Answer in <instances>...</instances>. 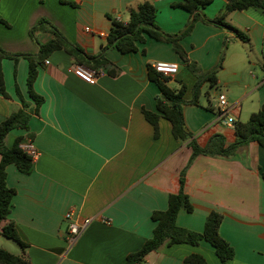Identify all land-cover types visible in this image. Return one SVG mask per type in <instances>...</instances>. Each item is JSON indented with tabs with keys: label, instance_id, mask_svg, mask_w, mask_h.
<instances>
[{
	"label": "crops",
	"instance_id": "0c3cea01",
	"mask_svg": "<svg viewBox=\"0 0 264 264\" xmlns=\"http://www.w3.org/2000/svg\"><path fill=\"white\" fill-rule=\"evenodd\" d=\"M181 1L0 0V49L12 55L36 54L38 44L54 38L47 29L36 30L35 40L29 35L45 19L86 55L98 56L111 19L126 22L129 9L144 2L155 7L156 25L163 33L180 35L193 17L178 6ZM210 1L199 11L206 19L216 17L229 0ZM226 22L249 42L239 40L231 29L196 21L179 41L196 64L193 71L170 44L147 35L143 43H136L135 52L107 51L109 64L94 85L73 74L77 64L67 53L52 52L37 68L33 83V91L43 98L38 113L30 117L28 130H12L4 139L10 148L22 137V144H30L38 155L29 174L13 164L6 167V184L15 193L10 214L0 220V248L14 255L21 252L15 241L1 235L12 223L27 245L31 264H124L137 252L152 237V212L166 210L169 195L179 191L180 172L192 154L188 141L176 140L163 118L158 120V137H153L143 111L159 114V89L148 79V65L177 64L168 86L178 90L184 84L185 100H196L183 105L182 114L185 129L200 148L215 135L222 136L225 147L231 145L234 124L246 122L264 106V10L232 12ZM220 60L216 84L211 86L202 74ZM1 71L8 97L0 94V122L21 108L16 88L33 104L26 83L28 61L3 59ZM222 93L227 105L220 111L217 96ZM229 117L231 125L225 123ZM184 191L193 211H179V227L202 232L206 216L218 212V233L234 252L227 264H264L261 146L250 142L230 158L199 155L186 169ZM68 212L77 224L89 220L73 241L64 219ZM192 254L201 255L207 264H220L205 241L198 246L164 243L142 264H182Z\"/></svg>",
	"mask_w": 264,
	"mask_h": 264
},
{
	"label": "trees",
	"instance_id": "16d2710c",
	"mask_svg": "<svg viewBox=\"0 0 264 264\" xmlns=\"http://www.w3.org/2000/svg\"><path fill=\"white\" fill-rule=\"evenodd\" d=\"M210 2V0H182L179 3L178 6L193 14L186 30L180 35H168L158 28L155 21L156 9L151 3L144 2L134 9L131 8L128 11L129 18L126 22L111 19V27L106 37V44L102 47L101 54L98 56L86 55L79 46L71 44L64 39L45 19H40L37 25L30 29L29 35L34 39V32L36 30L47 29L54 35V38L46 44H38V52L36 54L12 55L0 49V94L5 98L8 97L4 90L1 61L3 59H12L17 62L19 58H25L28 61L27 89L33 102L31 104L25 101L16 88L21 108L0 122V220H6L10 214L11 199L15 193L6 184V167L13 164L22 174H29L32 170L33 160L30 154L21 147L23 138H16L10 148L4 145V139L12 130H28L30 117L38 113L43 98L33 91V83L37 76V68L43 61L52 52L61 50L72 57L77 65L100 71L109 64L108 60L104 57L107 51L116 49L123 54L135 52L137 51L136 43H143L145 40L144 35H147L154 40L170 44L174 52L184 63L186 69L193 71L196 64L188 59L179 41L190 33L196 21L231 29L239 40L248 43V37L240 30L228 25L226 17L236 11L244 12L249 9L264 10V0H229L216 17L206 19L202 14H199V11ZM220 65L221 60L213 70L202 74L204 81H208L211 86H215L216 84V73ZM147 69L148 79L156 84L159 89V94L155 99L156 110L159 114L143 111L145 120L153 129V137H158V120L163 118L169 122L172 136L176 140L181 142L188 141L192 154L187 165L180 172L179 191L176 194L169 195L166 210L153 211L151 214V220L155 222L152 237L146 240L137 252L129 254L124 264H142L144 258L149 253L156 251L164 243L169 246L175 244L198 246L201 241L207 242L213 248L220 264H227L233 258L234 252L232 247L218 233L222 221L220 213L211 211L206 216L202 232L186 230L176 224V218L180 210L193 211L189 197L184 191L185 173L186 169L199 155L230 158L238 147L247 145L250 142H256L264 149V106L256 113L251 114L246 122H236L234 124L235 141L231 145L225 147L222 136L215 135L204 148H200L195 140L191 139L192 135L185 129L182 114L183 105L196 104V100L189 102L185 100L186 88L184 84H181L178 90H174L168 86V83L171 81L170 77L156 72L151 65H148ZM197 88L198 86L194 89L195 94L197 93ZM1 235L15 241L20 247L21 252L14 255L0 248V264H31L25 255L27 245L19 238L12 223L2 228ZM182 264H207V262L201 255L192 254L187 256Z\"/></svg>",
	"mask_w": 264,
	"mask_h": 264
},
{
	"label": "built area",
	"instance_id": "2783aa9c",
	"mask_svg": "<svg viewBox=\"0 0 264 264\" xmlns=\"http://www.w3.org/2000/svg\"><path fill=\"white\" fill-rule=\"evenodd\" d=\"M156 1H166V0H156ZM45 64H48V62L45 61ZM152 68L156 72H159L163 74L164 76H167L170 78L173 77L178 71L177 64L167 63V62H155L152 65ZM73 74L78 79L85 82L86 84L94 85L97 82V79L99 78V76L101 75V72L86 68L82 65H75L73 67ZM217 103H218V108L220 109V111H222L226 107L227 100H226V96L223 93L218 94ZM225 123L231 125L233 123V119L229 117L226 119ZM21 147L30 154L32 160H35L37 158L38 153L30 146V144H22ZM64 219L69 224L68 233L70 236V241H73L74 238L78 237L83 231L84 227L89 223V220L85 219L82 222V224H77L76 222L73 221V215L71 212H68L65 215Z\"/></svg>",
	"mask_w": 264,
	"mask_h": 264
},
{
	"label": "rangeland",
	"instance_id": "374dc122",
	"mask_svg": "<svg viewBox=\"0 0 264 264\" xmlns=\"http://www.w3.org/2000/svg\"><path fill=\"white\" fill-rule=\"evenodd\" d=\"M224 54V53H223ZM222 54V55H223ZM223 57V56H222ZM206 91L209 93V89H208V87H206ZM203 96V95H202ZM11 244H14V243H12V241H9ZM14 246V245H13Z\"/></svg>",
	"mask_w": 264,
	"mask_h": 264
}]
</instances>
